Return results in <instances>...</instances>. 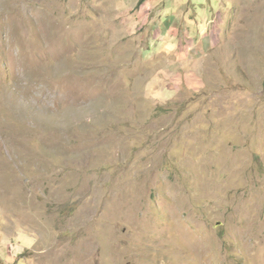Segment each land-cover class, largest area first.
<instances>
[{
	"label": "rangeland",
	"instance_id": "rangeland-1",
	"mask_svg": "<svg viewBox=\"0 0 264 264\" xmlns=\"http://www.w3.org/2000/svg\"><path fill=\"white\" fill-rule=\"evenodd\" d=\"M150 1L0 0V264H264V0Z\"/></svg>",
	"mask_w": 264,
	"mask_h": 264
},
{
	"label": "crops",
	"instance_id": "crops-1",
	"mask_svg": "<svg viewBox=\"0 0 264 264\" xmlns=\"http://www.w3.org/2000/svg\"><path fill=\"white\" fill-rule=\"evenodd\" d=\"M143 3V2H142ZM151 1L150 0H145V2L143 3L144 5H150ZM1 260V259H0Z\"/></svg>",
	"mask_w": 264,
	"mask_h": 264
}]
</instances>
